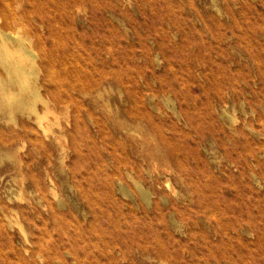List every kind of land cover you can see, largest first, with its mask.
I'll return each instance as SVG.
<instances>
[{
	"label": "rangeland",
	"instance_id": "rangeland-1",
	"mask_svg": "<svg viewBox=\"0 0 264 264\" xmlns=\"http://www.w3.org/2000/svg\"><path fill=\"white\" fill-rule=\"evenodd\" d=\"M8 1L45 117L0 113V264H264V0Z\"/></svg>",
	"mask_w": 264,
	"mask_h": 264
},
{
	"label": "bare ground",
	"instance_id": "bare-ground-1",
	"mask_svg": "<svg viewBox=\"0 0 264 264\" xmlns=\"http://www.w3.org/2000/svg\"><path fill=\"white\" fill-rule=\"evenodd\" d=\"M3 6L0 5V66L7 74V80L0 78V113L1 117L6 119L12 117L15 111L22 113H35L37 120H41L45 116L38 113L36 102L41 98L40 88L37 87L36 81L40 74L37 66L36 57L39 55L44 57V45L37 34L25 33L23 31L25 26L24 15L12 8L8 0H3ZM56 14V13H55ZM50 17V16H49ZM34 38H36L34 40ZM200 53V52H199ZM40 56V58H41ZM57 56V55H56ZM65 56V55H64ZM63 57V56H62ZM38 58V59H40ZM46 58V57H45ZM64 58V57H63ZM30 61V66H27L26 61ZM44 60V59H43ZM53 60V59H52ZM88 61V60H87ZM54 62V61H53ZM63 62V61H61ZM90 62V61H88ZM94 62V61H93ZM45 63V62H44ZM66 63V62H65ZM68 63V62H67ZM40 64V63H39ZM50 64V63H49ZM77 64V63H75ZM81 64V63H79ZM85 64V63H84ZM53 65V64H52ZM63 65V64H62ZM71 65V64H70ZM83 65V64H82ZM80 66V65H79ZM50 67V66H48ZM58 67V66H57ZM76 67V66H75ZM92 67V66H91ZM98 67V66H96ZM43 68V66H42ZM60 68V67H59ZM63 68V67H62ZM71 68V67H70ZM69 68V70H70ZM86 68V66H85ZM90 69V68H89ZM97 69V68H96ZM59 70V69H58ZM66 70V69H65ZM75 70V69H74ZM78 70V69H77ZM92 70V69H91ZM95 70V68H94ZM93 71V70H92ZM3 72V71H2ZM59 72V71H58ZM68 73V70L66 71ZM84 72V71H83ZM66 73V74H67ZM77 73V71H76ZM46 74V73H42ZM70 74V73H69ZM74 74V73H73ZM88 74V73H87ZM65 75V74H64ZM6 76V75H5ZM41 76V75H40ZM55 83L61 84V81L54 79L53 75H47ZM63 76V75H62ZM43 77V76H42ZM57 77V76H56ZM79 77V76H78ZM48 78V79H49ZM88 78V77H87ZM92 78V77H91ZM61 79V78H60ZM75 79V78H74ZM43 80V78H42ZM47 80V79H46ZM87 80V79H86ZM84 81V79H83ZM82 82V81H81ZM40 83V82H39ZM46 83V82H45ZM53 83V84H55ZM50 84V83H49ZM82 84V83H81ZM85 86L76 89L75 84L69 83L67 90H77L81 93H87L96 87L97 84L83 83ZM56 85V87H57ZM47 86V85H46ZM61 86V85H60ZM77 86V85H76ZM75 87V88H74ZM47 88V87H46ZM99 88V87H98ZM44 89V88H43ZM42 89V90H43ZM49 89V88H48ZM61 89V88H60ZM58 89V90H60ZM40 90V91H39ZM62 90V89H61ZM94 90V89H93ZM100 90V88H99ZM55 91V90H54ZM95 91V90H94ZM63 92V90H62ZM71 92L74 93L72 90ZM76 92V91H75ZM101 92V91H98ZM59 93V92H57ZM66 93V92H65ZM96 93V92H95ZM27 94V95H26ZM75 94V93H74ZM80 94V93H79ZM99 93H97L98 95ZM82 95V94H81ZM80 95V96H81ZM85 95V94H84ZM103 95V94H102ZM59 96V95H58ZM68 96V93L67 95ZM74 97V95H73ZM78 97V96H76ZM55 98V96H54ZM75 98V97H74ZM102 98V97H100ZM153 98V97H152ZM43 99V98H41ZM71 99V98H70ZM76 99V98H75ZM46 100V99H45ZM50 100V99H48ZM47 100V101H48ZM44 101V100H43ZM71 101V100H68ZM41 102V101H40ZM73 102V101H72ZM121 102V101H120ZM76 103V102H75ZM122 103V102H121ZM67 104V103H65ZM56 105H58L56 103ZM62 106V105H61ZM45 107V106H44ZM69 107V106H68ZM110 108V107H109ZM46 109H49L47 107ZM45 111V110H44ZM46 112V111H45ZM138 113V112H137ZM34 114V115H35ZM28 115V114H27ZM47 118V117H46ZM4 119V120H5ZM14 119V117H12ZM7 120V119H6ZM5 120V121H6ZM32 120V119H31ZM5 123V122H4ZM31 123V122H30ZM38 123V122H37ZM36 123V125H37ZM122 123V122H121ZM40 126L46 130L47 126L40 123ZM53 125H51L52 127ZM31 128V127H30ZM29 128V129H30ZM38 128L39 125H38ZM28 129V127H27ZM32 129V128H31ZM34 129V128H33ZM42 129V130H43ZM39 130V129H38ZM41 130V129H40ZM145 131V130H143ZM24 132V131H23ZM47 132V130H46ZM43 133V132H42ZM136 133V132H135ZM20 134V133H19ZM41 134V132H40ZM31 135V134H30ZM50 138L51 134L49 133ZM48 135V136H49ZM5 136V135H4ZM9 136V135H8ZM44 136V135H43ZM42 136V137H43ZM18 137V134H17ZM6 139V138H5ZM12 140V139H11ZM37 140V139H36ZM5 141V140H4ZM42 142V141H41ZM7 157V156H6ZM3 158V157H2ZM9 158V157H8ZM12 158V157H10ZM184 158V157H183ZM66 165V163H65ZM131 175V174H130ZM110 178V176H109ZM110 180V179H109ZM119 182V181H118ZM138 182V180H137ZM111 183V182H110ZM121 183V182H120ZM138 184V183H137ZM108 185V184H106ZM112 184H109V186ZM123 185V184H122ZM120 185V186H122ZM78 186V185H77ZM119 186V184H118ZM69 189V188H68ZM122 189V188H121ZM124 189V187H123ZM58 193V192H57ZM63 202V201H62ZM150 202V201H149ZM60 204V203H59ZM77 205V204H76ZM62 206V205H61Z\"/></svg>",
	"mask_w": 264,
	"mask_h": 264
}]
</instances>
